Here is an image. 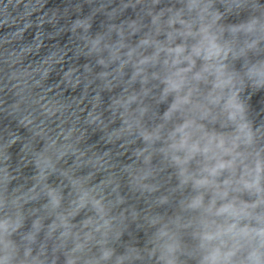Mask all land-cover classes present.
<instances>
[{"label":"clouds","instance_id":"clouds-1","mask_svg":"<svg viewBox=\"0 0 264 264\" xmlns=\"http://www.w3.org/2000/svg\"><path fill=\"white\" fill-rule=\"evenodd\" d=\"M0 264H264V0H0Z\"/></svg>","mask_w":264,"mask_h":264}]
</instances>
